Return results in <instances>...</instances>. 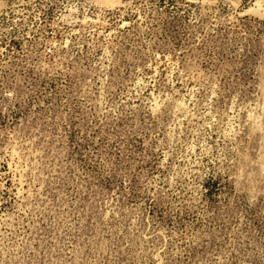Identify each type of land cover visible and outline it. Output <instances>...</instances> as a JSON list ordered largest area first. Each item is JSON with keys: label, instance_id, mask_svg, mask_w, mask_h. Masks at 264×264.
Instances as JSON below:
<instances>
[{"label": "rangeland", "instance_id": "obj_1", "mask_svg": "<svg viewBox=\"0 0 264 264\" xmlns=\"http://www.w3.org/2000/svg\"><path fill=\"white\" fill-rule=\"evenodd\" d=\"M0 264H264V0H0Z\"/></svg>", "mask_w": 264, "mask_h": 264}, {"label": "built area", "instance_id": "obj_2", "mask_svg": "<svg viewBox=\"0 0 264 264\" xmlns=\"http://www.w3.org/2000/svg\"><path fill=\"white\" fill-rule=\"evenodd\" d=\"M49 51H51V50L49 49Z\"/></svg>", "mask_w": 264, "mask_h": 264}]
</instances>
